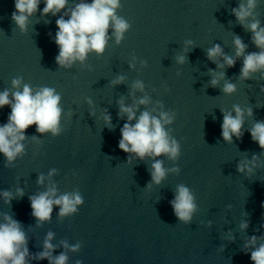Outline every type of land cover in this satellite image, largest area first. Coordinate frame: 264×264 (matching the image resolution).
<instances>
[{
    "label": "water",
    "instance_id": "95a60500",
    "mask_svg": "<svg viewBox=\"0 0 264 264\" xmlns=\"http://www.w3.org/2000/svg\"><path fill=\"white\" fill-rule=\"evenodd\" d=\"M121 5L117 14L131 24L122 43L117 46L110 40L103 56L90 54V68L77 63L65 70L55 63L59 49L53 37L59 17H42L38 11L28 31L21 34L11 20L14 0H0V91L11 87L12 78L22 76L33 87L55 88L62 96L65 113L72 111L71 119H62L65 130L58 137L37 133L35 125L29 127L26 135H36L41 143L29 138L25 142L27 154L15 167L5 168L0 154V190L14 191L17 186L25 190L22 199L12 201L11 209L0 199V213H13L25 230L32 226L27 232L30 253L42 251L40 245L49 230L55 233L53 243L80 242L78 253H68V264L78 259L83 264H252L250 253L241 251L245 234L238 231V225L246 211L250 220L246 235H264V168L249 178L238 173L236 165L261 149L247 131L242 140L234 138V144H226L221 137L220 110H231L234 104L250 106L254 119L264 120V92L260 91L264 80L257 75L239 81L236 77L242 61L238 60L224 70L237 85L235 94L225 96L220 88L206 85L211 79L208 69L216 68L205 52L213 44L219 43L226 53L233 54L235 34L249 45V52L259 51L251 43V33L231 15L238 0H121ZM43 7L41 3L39 10ZM256 11L264 25V0ZM187 39L196 47L186 54L188 62L177 65L174 56ZM133 54L146 60L148 67L140 69L137 63V70H130L128 62ZM118 75L126 77L125 83L111 86ZM137 79L145 83L153 101L159 100L165 110L176 112L171 127L181 143L180 175H169L151 192L146 186L152 161L128 164L127 154L118 147L125 120L118 117L117 101L125 96L126 103H131L128 93ZM165 87L171 91L166 92ZM86 98L93 100L96 117L89 114ZM105 108L115 125L112 131L99 119ZM10 111L7 106L0 109V124L7 122ZM252 123L246 121L245 127ZM162 159L165 167L173 166ZM52 168L58 170L54 179L59 191L78 189L84 204L77 214L64 220L57 217L59 209L54 208L51 222L37 228L28 196L44 190L36 180ZM180 183L194 191L199 207L188 225L178 222L169 203ZM229 204L232 209L226 211ZM209 220L211 228L205 226ZM229 229L234 231V243L222 238ZM221 245L225 246L223 252ZM62 250L58 248L53 255ZM31 264L48 261L33 260Z\"/></svg>",
    "mask_w": 264,
    "mask_h": 264
},
{
    "label": "clouds",
    "instance_id": "9594fccd",
    "mask_svg": "<svg viewBox=\"0 0 264 264\" xmlns=\"http://www.w3.org/2000/svg\"><path fill=\"white\" fill-rule=\"evenodd\" d=\"M41 3L44 4L42 11L39 10ZM259 3L260 0H238V6L231 9V15L236 18V23L245 32L251 33V43L259 51L249 52V45L235 34L232 39L233 54L226 53L219 43L205 50L207 59L216 65L215 69H208L207 74L211 79L206 85L214 89L220 88L225 96L237 92V85L226 76L224 70L234 67L238 60L242 61L239 75L236 77L239 81L252 80L257 75L260 80H264V25L256 11ZM121 6V0L90 2L76 0L74 3L71 0H14L15 11L11 14V20L20 33L24 34L28 31L31 18L38 11L42 17L58 16L57 31L53 37L59 49L55 63L65 70H71L77 63L81 67L90 68L87 65L90 54L103 56L110 40L119 46L125 34L130 31L131 24L117 14ZM49 35L51 36V33ZM195 47L191 39L184 40L181 52L174 56L175 63L182 66L188 62L186 54ZM137 63L140 69L148 67L146 60H138L133 54L128 62L129 69L137 70ZM176 75L179 76L180 72L178 71ZM125 81L124 75H118L110 84L114 87ZM164 90L171 91L167 87ZM155 91L153 89V92ZM260 91L264 92V86ZM128 97L131 98V103H126L125 96H121L117 101L118 117L125 120L120 128L121 138L118 147L127 154L128 164L134 161H152L148 169L151 179L146 186V190L151 192L153 186L162 185L169 175L179 176L181 173L177 163L181 156V143L173 135L174 130L171 127L177 114L171 109L165 110L163 102L153 101L152 96L146 91L145 83L140 79L132 82ZM86 103L90 109L89 114L96 117L93 100L86 98ZM6 106L10 107L11 111L7 122L0 124V154L4 157L3 166L8 169L15 167L16 161L27 154L25 142L29 138L36 144L41 143L36 135L31 137L26 135L29 127L35 125L37 133L55 138L62 135L65 130L62 119L65 116L71 119L72 116L71 110L65 113L62 96L55 88L33 87L25 83L22 76L12 78L11 87L0 91V109ZM220 111L223 116L221 137L226 144H234V138L237 141L242 140L247 131L252 141L261 149L259 154L253 153L251 159L246 156L236 165L238 173L250 178L255 175L257 169L264 168V161L261 160V156H264V120H255L253 108L250 106L241 107L234 104L231 110ZM99 119L109 131L114 130L112 116L106 108L101 110ZM249 120L253 123L251 127L246 128V121ZM162 157L173 166L165 167ZM57 175L58 170L55 168L50 169L47 175L39 174L36 184L44 190L28 196L31 216L35 219L37 228L51 222L54 208L59 209L57 217L64 220L77 214L84 204V197L78 189L64 193L59 191L54 179ZM173 193L174 198L169 203L175 217L184 225L190 224L199 211L194 191L180 183L175 186ZM24 196V187L17 186L14 191L0 190V199L10 209L13 200L22 199ZM231 209V204L226 206V211ZM242 215L244 219L238 225V231L245 234L241 251L245 254L250 253L252 264H264V235L247 236L246 232L250 225L249 213L243 211ZM205 226L211 228L212 221L209 220ZM31 227L30 225L25 230L24 225L14 218L13 213H0V264H31L33 260H47L48 264H68V253H78L81 249L80 242L69 244L67 240H60L53 243L55 233L49 230L40 245L42 251L30 253L27 232ZM222 238L229 243L236 240L232 229L224 232ZM58 248L63 250L59 255H53ZM224 248L225 246L221 245L219 250L223 252ZM75 264L83 262L78 259Z\"/></svg>",
    "mask_w": 264,
    "mask_h": 264
}]
</instances>
